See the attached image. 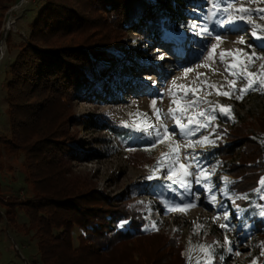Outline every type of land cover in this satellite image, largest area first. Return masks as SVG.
<instances>
[{"label": "rangeland", "instance_id": "rangeland-1", "mask_svg": "<svg viewBox=\"0 0 264 264\" xmlns=\"http://www.w3.org/2000/svg\"><path fill=\"white\" fill-rule=\"evenodd\" d=\"M43 1L18 0L11 4L1 18L0 115L4 119L6 104L2 85L7 79L4 71L14 59L17 45L29 34V23L35 16L33 13L42 7ZM191 1L196 3L193 4L195 8H185L187 19L184 25L172 32L167 31L160 37L155 33L154 38H146L141 33L153 21L156 6L150 8V12L128 31L126 38L112 49L117 59L107 61L110 64L101 79L72 99L77 125L71 130L72 152L68 157L67 169L70 175L85 180L91 188L142 213L146 228H153L155 224V228L169 238L178 235L187 264H205L206 250L198 245L212 246L214 252L211 264H253V261L260 264L258 259L262 258L264 242L257 221L263 219L259 212L264 210V199L256 192L257 188L244 194L236 192L234 179L226 173L227 164L231 160L222 163L214 159L213 153L219 144L225 145L224 136L217 132L218 127L231 129L241 122L255 123V119L264 113V88L259 85V81L264 79V59H254L247 72L238 77L225 71L227 65L235 63L234 57L242 65L248 64V57L244 53L251 54L255 51L257 56H264L256 51L257 47L254 45V41L262 45L264 41L252 36L254 25L264 27V19L259 18L264 16V12H258L259 9H264V0H227L233 3V10L243 7L253 14L249 18L250 22L240 20L235 23H230L227 15L222 12L210 17L211 0ZM193 24L196 27H192ZM201 28H207L208 32L201 33ZM7 34L9 42L6 41ZM216 36L220 37L219 43ZM241 38L246 43H238ZM180 42H185L187 47L180 46ZM214 44L218 46L213 58L206 60L205 57ZM248 45L255 47L249 48ZM221 53H224L223 62ZM202 64L207 66H199ZM188 68L192 71L185 75ZM248 72L257 74L249 77L257 82V90L249 91L243 99H237L239 89L247 84L244 77ZM140 73L146 76L143 77ZM159 79H162L161 85L158 83ZM234 79L237 80L235 85L232 84ZM138 82H143L146 88L153 84V91L156 93L144 95L137 92L135 87ZM233 87L236 92L230 98L218 94L231 92ZM174 99L176 103H173ZM153 101H156L155 108L160 110L159 119L154 114ZM193 101L196 106L188 107ZM221 106H230L234 118L223 114ZM170 108L184 124H188L189 118L196 120L199 117L200 122L207 126L187 137L181 133L176 119L169 113ZM202 112H209L216 119L205 121L200 116ZM0 123V135L9 136L6 122ZM125 124L129 126L126 127ZM148 124L151 127L146 132L134 130L136 125ZM197 126L195 123L191 125L193 129ZM165 127L170 133L174 132L175 136H164L162 142L152 147L156 142V131L163 134ZM128 133L140 137L126 138L124 135ZM204 136L214 141V146L197 145L194 151L185 147L189 140H200ZM254 138L264 149V134ZM176 146H179L181 162L196 165L190 170L193 175L188 177L192 194L187 192L184 185L173 184L166 179V167L157 172L159 178L149 179L161 154ZM138 147L145 150L148 160L137 165L129 164L126 157L133 151L130 149ZM193 155L198 159L185 160V157ZM22 160L21 155L15 161L10 157L4 158L0 172L2 199L17 198L26 201L31 196L29 185L24 181ZM201 169H206L210 178L197 184L195 174ZM205 185L211 187V192L206 191ZM212 195L216 197L215 203L209 200ZM243 196L248 198L237 199ZM241 201L246 204H240ZM189 202L196 206L186 212L168 211L171 205ZM225 213L229 217L227 221L224 219ZM156 214L161 217V221L154 223ZM23 223H27V219L21 210L17 212V230L1 220L0 264H41L36 246L37 238L32 233H22L19 228ZM221 225L227 227L222 228ZM226 238L231 242L230 245L225 244ZM14 245L16 248L13 250ZM229 247L231 251L228 250Z\"/></svg>", "mask_w": 264, "mask_h": 264}, {"label": "trees", "instance_id": "trees-1", "mask_svg": "<svg viewBox=\"0 0 264 264\" xmlns=\"http://www.w3.org/2000/svg\"><path fill=\"white\" fill-rule=\"evenodd\" d=\"M17 1L0 0V26L3 13ZM193 4L191 0H44L33 13L29 34L4 71L6 119L0 115L9 130V136L0 135V172L5 157L15 161L21 155L31 196L26 201L0 197V222L17 230V212L23 211L27 223L19 229L37 238L41 264H187L178 235L169 238L158 228H146L142 213L70 175L67 166L71 130L77 125L72 99L101 79L108 62L117 59L112 49L150 8L156 6L153 21L141 31L146 38L179 29L187 19L185 8H195ZM256 51L264 54V48ZM135 88L144 95L156 93L153 84L146 88L138 82ZM217 132L225 145L219 144L213 157L222 163L231 160L226 173L235 181L234 190L244 194L260 187L264 149L254 136L264 134V113L255 123L218 127ZM126 158L137 165L149 157L138 147ZM257 226L264 242V217ZM258 260L264 264V251Z\"/></svg>", "mask_w": 264, "mask_h": 264}, {"label": "snow or ice", "instance_id": "snow-or-ice-1", "mask_svg": "<svg viewBox=\"0 0 264 264\" xmlns=\"http://www.w3.org/2000/svg\"><path fill=\"white\" fill-rule=\"evenodd\" d=\"M212 3V9L209 12V16H214L217 13H224L227 15V19L230 23H235L236 21H240V20H249V18L253 15L252 12L247 9V8H240L238 10H233V3L232 2H227V0H211ZM223 4V6H222ZM258 12H264V9H259ZM260 19H264V16H260ZM250 22V20H249ZM220 23H223V20L220 21ZM192 27H196L195 24L192 25ZM258 29H259V33L258 34ZM201 33H207L208 29L207 28H201L200 29ZM252 36L258 40L264 41V27H261L259 25H254L253 29H252ZM219 43L220 41V37L216 36L215 37ZM238 43L244 44L246 43L245 40L243 38H241ZM217 44H214L212 46V49L208 51V55L205 57L206 60H212L213 58V54L215 51V48L217 47ZM249 48H254V45H248ZM240 51V50H237ZM230 54V53H229ZM244 55H246L248 57V64H243L242 62L234 57L235 63L232 65H227L225 67V71L228 72L230 75L234 76V77H238L239 75H242L244 72H247L248 66L254 62V59H264V56H257L255 51H253L251 54L248 53H244ZM163 58V57H161ZM223 58H224V53H221V61L223 62ZM199 66H207L206 64H202ZM262 67H264V65H262ZM192 69L188 68L185 70V75H187L188 72H191ZM257 75L255 73H251L248 72V75L245 76L244 78L247 80V84L245 87L240 88L239 89V95L237 96V99H243L244 95H246L249 91H255L257 90L256 88V81L249 78L251 76ZM235 83H237V80L234 79L232 81V84L235 85ZM173 84H175V81H173ZM259 85L261 88H264V79H261L259 81ZM236 92L235 87L232 88L231 92H223V93H218L220 95H224L226 97H231V95L233 93ZM170 95H173L171 93V91H169ZM155 103L156 101L152 102V107L154 109V114L157 115V119H159V109L155 108ZM173 103H176L175 99L173 100ZM196 106V102L193 101L192 104L188 105V107H195ZM221 112L223 114L228 115L230 118H234L232 117V113H231V107L229 106L228 108H224L221 106ZM169 113L172 114L173 119H176V123L177 126L180 128V131L182 134H184L187 137H191L193 135L196 134V132H198L200 130L201 127H206L207 124L205 123H201L199 120V117L196 120H193L192 118L188 119V124H184L181 122V120L179 118H177L175 116V114L173 113V110L170 108L169 109ZM200 116H202L204 118L205 121H211L216 119L215 115L209 113V112H202L200 113ZM197 124L198 126L193 129L191 127L192 124ZM124 126L128 127L129 125L125 124ZM151 127L150 124L148 125H136L134 127L135 131H147L148 128ZM215 131V130H213ZM156 135V142L152 145V147H155L156 143H160L162 142L164 136H175V133H170L168 131V129L165 127L164 128V133L161 134L159 131H156L155 133ZM217 139H219V137H217ZM207 144H212L214 146V141H210L208 136H204L202 137V139L200 140H196V141H192L189 140L187 142V144L185 145V147H190L193 149H195V147L197 145L204 147ZM133 150V149H130ZM188 159H192V160H197L198 157L193 155L191 157H185V160ZM167 168V176L166 179H168L169 181H171L173 184H182L185 186L187 192L189 194L191 193V181L188 180V177L192 176L193 173L190 171L193 167H196V165L190 164V163H183L180 161V156H179V146L176 147H170L169 152L167 153H162L160 159H158L155 167L153 168L152 172L153 174L151 176H149V179H153V178H159L157 176V172H159L160 170H162L163 168ZM210 176L207 173L206 169H201L198 173L195 174V183L200 184L202 182V180H207L209 179ZM225 182L227 183V178L225 177ZM260 185L261 187L256 189V192L259 194L261 199H264V178H261L260 180ZM206 191L211 192V187L205 185ZM247 196H243V197H237V199H247ZM196 199H199V196H196ZM210 202L215 203L216 197L215 195H212L209 197ZM196 205L193 202H189L183 205L180 204H175V205H171L168 207V211H179V212H186L187 210L191 209L192 207H195ZM259 215H261L262 217H264V210H261L259 212ZM228 214L225 213L224 215V219L227 221L228 220ZM155 224H153V228L155 229ZM198 227H202L199 226ZM222 228L227 227L226 225H221ZM158 230V229H157ZM230 241L227 240V238L225 239V244H229L230 245ZM199 247L203 248L206 250V261L205 264H211V259H212V255L214 252V249H212L211 245H198ZM262 247H264V245H262ZM229 251H231V247L228 248ZM239 254V253H238ZM199 264V262H198ZM253 264H255V261H253Z\"/></svg>", "mask_w": 264, "mask_h": 264}, {"label": "built area", "instance_id": "built-area-1", "mask_svg": "<svg viewBox=\"0 0 264 264\" xmlns=\"http://www.w3.org/2000/svg\"><path fill=\"white\" fill-rule=\"evenodd\" d=\"M158 216H159V214H158ZM161 221V217L159 216V217H157V214L155 215V218H154V223L155 222H160ZM16 248V247H15ZM23 258V257H22Z\"/></svg>", "mask_w": 264, "mask_h": 264}, {"label": "bare ground", "instance_id": "bare-ground-1", "mask_svg": "<svg viewBox=\"0 0 264 264\" xmlns=\"http://www.w3.org/2000/svg\"><path fill=\"white\" fill-rule=\"evenodd\" d=\"M256 43H257V42H256ZM140 74L143 75V77L146 76V74H143V73H140Z\"/></svg>", "mask_w": 264, "mask_h": 264}]
</instances>
